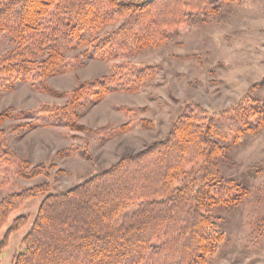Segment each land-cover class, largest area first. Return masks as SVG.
Returning a JSON list of instances; mask_svg holds the SVG:
<instances>
[{
	"label": "trees",
	"instance_id": "16d2710c",
	"mask_svg": "<svg viewBox=\"0 0 264 264\" xmlns=\"http://www.w3.org/2000/svg\"><path fill=\"white\" fill-rule=\"evenodd\" d=\"M238 0H0V32L11 49L0 52V97L17 84L64 99L32 110L0 112V168L16 167L31 181L48 177L54 165L31 164L8 143L12 131L64 128L82 132L81 111L113 93L137 94L157 75L154 65L127 58L165 45L179 29L208 22ZM80 61L111 62L110 75L57 92L48 80L71 70L68 54ZM83 62H79L82 64ZM124 114L138 109L123 108ZM131 129L128 122L115 131ZM264 133V78L228 109L209 113L199 105L179 114L163 139L137 153L123 155L110 167L64 192L51 193L42 182L0 200V231L11 215L43 197L24 251L12 264H207L225 242L221 216L247 199L249 186L221 171L233 149ZM87 157L63 150L58 157ZM15 217L0 241L23 229ZM264 230V214L258 221Z\"/></svg>",
	"mask_w": 264,
	"mask_h": 264
},
{
	"label": "rangeland",
	"instance_id": "374dc122",
	"mask_svg": "<svg viewBox=\"0 0 264 264\" xmlns=\"http://www.w3.org/2000/svg\"><path fill=\"white\" fill-rule=\"evenodd\" d=\"M6 33L0 32V52L11 49ZM80 51L68 54L72 68L48 80L57 92H70L80 83L110 75L111 62L80 61ZM137 65H154L156 77L137 94L113 93L88 110L81 111L82 132L64 128H38L15 133V122H5L8 143L31 164L54 165L50 175L25 181L16 167L0 168V200L42 182L51 193L64 192L113 165L123 155L133 154L163 139L176 117L189 106L199 105L216 113L237 104L249 87L264 78V0H238L225 6L221 15L208 22H196L179 29L163 46L147 49L127 58ZM79 62H83L80 64ZM64 99L33 91L29 84H17L2 92L0 112L6 109L32 110L41 104H64ZM123 108L140 109L124 114ZM131 129L116 133L126 123ZM85 151L87 157H58L63 150ZM227 179L249 186L247 199L222 216L225 242L207 264H264V230L258 221L264 214V133L251 137L221 162ZM43 197L30 200L9 218L0 231V241L13 219L28 218L27 225L9 236L0 253V264H12L24 251L22 238L30 230Z\"/></svg>",
	"mask_w": 264,
	"mask_h": 264
}]
</instances>
